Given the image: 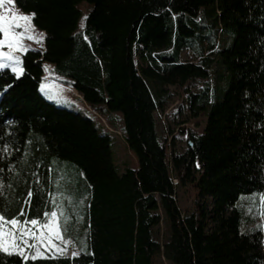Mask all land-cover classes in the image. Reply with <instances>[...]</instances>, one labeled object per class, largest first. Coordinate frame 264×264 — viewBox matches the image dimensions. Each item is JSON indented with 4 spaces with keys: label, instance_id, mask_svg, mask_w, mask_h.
Returning <instances> with one entry per match:
<instances>
[{
    "label": "trees",
    "instance_id": "1",
    "mask_svg": "<svg viewBox=\"0 0 264 264\" xmlns=\"http://www.w3.org/2000/svg\"><path fill=\"white\" fill-rule=\"evenodd\" d=\"M15 1L46 38L23 53L21 75L0 70V208L26 211L31 187L27 215L45 222L54 199L79 253L26 264H154L162 250L174 264H264V0ZM84 2L93 8L83 28ZM45 62L88 105L122 113L137 167L119 172L110 133L45 97ZM170 86H187L181 124L206 117L201 132L182 128L183 152L157 132ZM175 178L196 191L189 214ZM0 264L25 262L0 252Z\"/></svg>",
    "mask_w": 264,
    "mask_h": 264
},
{
    "label": "rangeland",
    "instance_id": "2",
    "mask_svg": "<svg viewBox=\"0 0 264 264\" xmlns=\"http://www.w3.org/2000/svg\"><path fill=\"white\" fill-rule=\"evenodd\" d=\"M80 8L83 11V16L80 21V26L83 27L85 25L86 17L92 10L93 6L84 2L80 4ZM7 9H12L13 12L24 13L15 3H5L0 5V14L9 15L10 13ZM26 14V13H25ZM28 25V31L26 32L22 44L29 48H39L44 49L45 47V38L46 33L39 30L32 22L30 21L22 22ZM84 28V27H83ZM16 31H24V29H16ZM42 35V39L39 37ZM223 41L228 45L232 41L230 39V33L227 31L224 34ZM5 52H12L14 55L18 56L20 59L19 64H15L13 61H7L6 58L0 57V62H5L9 66L12 67L14 64L16 67L21 68L22 71L18 72V75L23 73L22 68V55L25 51L19 50L17 47L9 48L7 45L2 46V49ZM190 55H186L189 59ZM45 67V80L41 85V91L45 95V97L56 103L58 106L69 108L74 111L80 112L86 117H91L94 119L96 126L99 128L101 132L107 131L110 133L112 146H113V159L118 167L119 172L125 171L128 167L134 168L138 166V160L135 154L130 150L124 133V119L121 112H103L102 107H92L88 105L82 98V95L71 86L69 80L60 77L57 73H55V65L49 62L44 63ZM208 81L196 80L189 84V87L193 92L199 91L201 88L205 86ZM187 86H170L169 93L170 97L167 103V107L164 111L157 110L155 113L156 121H157V132L159 139L161 142L166 140L169 141L174 138L176 142V148L178 152H183L186 149V140L187 134L182 133V128L193 129L196 132H201L206 125V117L204 115L190 121L188 124H181L183 120L186 119L187 114ZM175 184H177V194L176 199L179 205L180 210L183 215L189 214L196 209L197 205V197L196 191L192 187L191 184L180 185L178 184V179L175 178ZM263 202V201H262ZM261 202V207L263 203ZM26 205V211L29 208V204ZM264 207V206H263ZM258 208L259 211L257 213V219L264 222V208ZM162 213V222L161 224L155 228L154 237L157 241H159L162 245L168 240L170 235L169 224L166 220V216L161 210ZM21 220L24 217H20ZM46 222V221H45ZM33 230L37 231L39 234V229L33 226ZM45 236L48 235L47 230H44ZM33 243L32 239H29V244ZM47 243V240H45ZM53 243L57 244L61 249H63V255H72L77 252V248L69 241L63 238L61 233V239L53 240ZM23 246V245H22ZM41 252L47 255H59L55 252V249L51 251L45 249L41 246ZM29 249L25 248V252L27 253ZM33 253L35 249H31ZM154 264H174L170 260H168L164 252L162 250L155 258Z\"/></svg>",
    "mask_w": 264,
    "mask_h": 264
},
{
    "label": "snow or ice",
    "instance_id": "3",
    "mask_svg": "<svg viewBox=\"0 0 264 264\" xmlns=\"http://www.w3.org/2000/svg\"><path fill=\"white\" fill-rule=\"evenodd\" d=\"M5 3H15V0H0V5ZM7 11L10 13L9 15L0 14V34H2V38H0V49H2V46L7 45L9 48L15 46L19 50L27 51L28 49L22 44V40L28 31V25L22 22L30 21L32 17L35 16V13L29 15L13 12L12 9H7ZM16 29H24V31H16ZM42 38L41 35L39 39ZM84 39L87 40V36H85ZM0 57L6 58L7 61H13L15 64L20 63L19 57L12 52L0 50ZM15 64L11 67V71L13 73L22 71V69L16 67ZM8 66L7 63L0 62V70ZM6 149L7 146H5L4 150L6 151ZM34 175H36V182L39 183L38 173ZM32 195V189L29 187L24 201L25 204L30 205ZM48 195L50 197L52 196L51 193H48ZM52 205L53 211H44L42 213L46 222H41L39 217H32L29 219L23 206L20 207L18 213L10 216L6 215L8 211L6 208H0V252L7 255H18L25 264L29 259L58 258L56 254L52 257L46 256L41 252V246L49 251L55 249L57 254L63 255L64 250L53 243L54 239H61V225L59 222V214L55 210L56 203L54 199L52 200ZM30 210L29 208V211ZM20 217H24V219L21 220ZM33 226L39 229V234H37V231L33 230ZM45 229L48 233L47 236H45L44 233ZM29 239H32L33 243L29 244ZM45 240H47V243H45ZM25 248L29 249L27 253L25 252ZM31 249H35V252L33 253L30 251ZM72 255L76 256L79 255V253H73Z\"/></svg>",
    "mask_w": 264,
    "mask_h": 264
}]
</instances>
